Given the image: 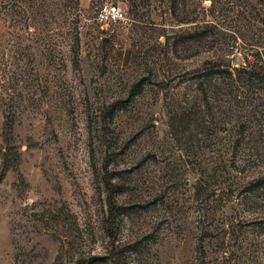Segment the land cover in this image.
<instances>
[{
  "label": "rangeland",
  "instance_id": "rangeland-1",
  "mask_svg": "<svg viewBox=\"0 0 264 264\" xmlns=\"http://www.w3.org/2000/svg\"><path fill=\"white\" fill-rule=\"evenodd\" d=\"M257 34L264 0H0V264H264V160L173 118Z\"/></svg>",
  "mask_w": 264,
  "mask_h": 264
},
{
  "label": "trees",
  "instance_id": "trees-1",
  "mask_svg": "<svg viewBox=\"0 0 264 264\" xmlns=\"http://www.w3.org/2000/svg\"><path fill=\"white\" fill-rule=\"evenodd\" d=\"M258 32L261 33L260 30ZM195 37L192 39L195 46L203 48L206 45L205 40ZM191 74L183 87L188 93L181 95L185 107L179 113L175 108L176 116L173 118L183 122L189 120V117H196L200 127L206 123L204 119H207L210 125L218 123L220 131L224 134L225 152L231 161L228 163L233 169H236L234 164L238 159L241 169L247 164L261 163V160H264V156L260 154L262 149L254 146L251 134L264 131V36L257 34L256 41L247 48V56L237 66H231L227 58H224L222 64L208 61L205 66L192 71ZM215 116H219L217 122ZM1 156L3 168H11L14 165L8 161L11 157L9 149H2ZM230 167L226 166L227 169ZM259 181V184L264 183V180ZM68 215L67 211L65 217ZM42 216L48 223L61 224L63 220H60V217L65 219L56 208L43 210Z\"/></svg>",
  "mask_w": 264,
  "mask_h": 264
},
{
  "label": "built area",
  "instance_id": "built-area-1",
  "mask_svg": "<svg viewBox=\"0 0 264 264\" xmlns=\"http://www.w3.org/2000/svg\"><path fill=\"white\" fill-rule=\"evenodd\" d=\"M122 20V13L113 6L105 5L98 12V21L103 25L118 24Z\"/></svg>",
  "mask_w": 264,
  "mask_h": 264
}]
</instances>
